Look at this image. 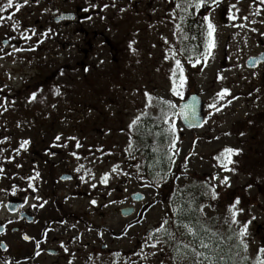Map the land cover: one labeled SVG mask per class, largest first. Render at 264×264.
<instances>
[{"label":"rangeland","instance_id":"obj_1","mask_svg":"<svg viewBox=\"0 0 264 264\" xmlns=\"http://www.w3.org/2000/svg\"><path fill=\"white\" fill-rule=\"evenodd\" d=\"M3 2L5 3L6 0H0V4ZM65 2L40 0L38 5L30 3L16 12L13 19H18L21 27H34L37 33L51 28L55 34L40 44L34 52H18L0 59V88L7 85L0 95H7L10 100H15V106L0 115V131H2L0 137H10V141L4 144L7 150L3 156L11 154V149L16 148L22 139L31 141L27 151L22 150L10 163L5 160L3 162L4 173L8 177L0 179V189L6 190L0 191V222L12 216L5 208L6 203L12 199L7 194L11 190L10 187L20 184L21 181L22 185H25L27 180L22 177L34 174L32 167L36 165L34 153L37 149L31 144L38 142L36 138L38 133H47L48 127L51 143L57 134H62L61 142L66 137L75 136L82 144L81 150H72L78 152L81 160L77 161L70 156L71 151L64 152L62 154L64 166L61 168L66 167L73 173L78 163H84L99 178L113 164L120 163L125 170L134 173L135 170L128 167L129 161L124 152L129 138L127 125L143 109L146 91L154 96L171 99L177 107L178 103L191 93L199 94L205 100L207 122L202 129L187 131L178 116L174 118L180 148L173 169L177 175L180 173L184 157L194 152L188 160L187 179L183 176L178 182L169 179L161 188L154 189L141 187L142 182L138 181L135 175L130 180L121 176L115 182L116 191L111 198L122 200L123 203L104 208L89 205L91 198L97 199L98 204L107 203L101 186H98L100 189L98 192L80 182L81 186L71 182L62 184L59 177L66 171L56 168L55 179L50 182L34 180L40 200L34 199L35 192L25 191L23 198H26L27 207L39 215L42 221H47L51 216H59L62 219V216L66 215L68 218L66 223L73 225L75 219H81L82 223L86 224L84 236L87 242L94 244L99 241V244H106L112 250V253L107 255L101 252V246L98 245V253L95 257V262L98 263L92 264H125V259L128 257L137 260V264H144L143 261L132 256V253L139 251L141 238L146 231L158 226L161 217L167 211V197L174 189L175 183L180 186L199 183L218 172L219 169L214 167L216 161L213 157L225 146H231L242 150L239 156L233 157L238 161L237 174L227 173L231 176V188L217 189L221 194L219 200L213 202L216 204V212L207 208L205 211L209 216L219 214L222 217L233 197L239 196L240 206L245 208L239 219L243 221L248 218L249 208L256 216L262 206L261 200L264 201V67L256 71L257 74L254 76L253 72L247 69L245 62L247 57L258 54L264 49V36L260 35L264 33V24L260 23L264 20V6L261 7L259 16L250 15L255 11V7L251 6L252 0H238V2L222 0L219 7L212 6L211 18L217 28L214 59H210L206 67L202 65L192 67L184 57H180L185 74L188 76V84L183 97H175L170 92L169 80L173 61H165L163 57L169 45L181 47V42L173 35L176 29L171 15L175 3L180 0H114L115 8H97L89 12L83 11L87 7L88 0ZM93 2L102 5L111 4L113 0H93ZM70 4L76 9H81L80 14L85 18L83 22L72 25L56 24L52 17L55 16L54 11L65 9ZM232 4L239 9L238 12L232 10V14L237 17L235 20L229 19L228 16V8ZM121 8L125 11H119ZM12 11L8 9L2 15L7 16ZM208 14V10L202 8L188 19V22H192L194 17L195 20H202V17ZM87 16H91L92 19H86ZM102 16L104 19H101ZM244 16H249V20L255 19L257 22L251 24L240 19ZM187 23L183 25L185 30ZM242 23L247 24V27L233 26ZM253 27L258 31L252 32L250 29ZM80 30L103 34L98 44L99 48L95 53H91L88 59L84 52L78 50L86 48ZM6 34L14 35L7 23L0 26V47L4 52H10L11 48L3 46L2 43L6 39ZM164 37L167 38L169 45L164 43L162 39ZM35 39L36 37H33V41ZM133 40L136 41L133 45L137 50L135 54L128 48L129 42ZM12 42L17 47H28V44L19 39ZM183 44L190 47V40L184 41ZM85 67L88 68L87 72L84 71ZM61 70L63 75H60ZM218 75L225 79L218 80ZM56 86H60L62 95L53 94L52 90ZM222 87L230 88L231 94L239 99L234 100L232 105L221 113L209 115L212 110L209 109L208 104L214 93ZM38 89L43 91L38 92L37 101L28 103L27 96ZM256 89H259V92H256ZM257 96H259L258 100ZM155 111L152 110L153 114ZM18 122L20 127H17ZM38 125H47V127ZM226 132L230 135H224ZM193 141L196 142L194 147ZM68 144L73 147L74 142L68 141ZM101 147L104 153L112 154L101 155L96 151ZM60 149L62 151V147ZM85 157L87 159H84ZM144 158L142 153L140 159ZM93 160L95 162L90 163ZM16 163H20L21 167H15ZM248 184H252V187L247 188ZM125 187L128 189L127 192L123 191ZM137 191L146 196L144 202H131L130 196ZM51 192L56 196L50 197ZM54 199L59 202L55 203ZM44 201L47 203L43 207H32L33 204L39 205ZM150 204L153 206L149 207ZM126 206L137 208L134 217L124 219L120 216V209ZM137 220L141 222L137 223ZM255 221H252L251 226H255ZM129 223L134 227L127 229V235H124ZM89 227L92 231L87 230ZM252 229L250 233L255 238V243L251 245L250 250L255 256L259 241L252 234ZM98 232H103L102 238L97 234ZM2 240L9 249L6 252L0 249V257L13 258L15 261L10 264L38 263L23 260L34 252L32 245H27L24 239L6 235L0 237V242ZM116 252H120L121 255L114 256ZM161 259H163L162 255L152 258L148 264H159ZM48 261L44 260L39 264H48ZM0 264H2L1 259Z\"/></svg>","mask_w":264,"mask_h":264},{"label":"snow or ice","instance_id":"obj_2","mask_svg":"<svg viewBox=\"0 0 264 264\" xmlns=\"http://www.w3.org/2000/svg\"><path fill=\"white\" fill-rule=\"evenodd\" d=\"M238 2V0H237ZM30 3L39 4L40 0H6L5 3L0 4V26H4L7 23L9 29L14 33L12 36H7L3 40V45L11 48L10 52H4L3 48L0 47V59L3 56H11L18 52H34L36 48L42 44L46 39H49L51 35H54L51 28H48L40 33L34 27L24 26L21 27V23L18 19H13L16 12L24 6ZM222 0H180L175 3V7L172 10V19L176 31L173 35L181 42V47L176 48L175 45H169L166 37L162 38L166 45L169 47L165 51L163 59L165 61H173L170 69L169 80H170V92L172 96L183 97L185 88L188 84V76L185 74L184 64L180 57H184L185 61L192 67L196 65L207 66L210 59H214L213 50L217 47L215 33L217 31L216 25L211 18L212 6L219 7ZM255 7V11L251 12V16H259L261 14V7L264 6V0H252V5ZM109 7L115 8L116 4L113 0L111 4L104 3L99 4L88 0L87 7L83 9L84 12L101 8L107 9ZM208 10V15L202 17L203 24L200 26V34L203 37V49L200 46L191 48L188 45L183 44L184 41L189 39H196V37H189L184 24L188 22V19L192 18L199 12L200 9ZM8 9L13 11L7 16L2 15ZM236 8L235 4H232L228 8L229 19L235 20L236 16L232 14V10ZM178 10V11H177ZM48 11V9H44ZM119 11H125L124 8ZM86 19L91 20V16H87ZM101 19H104L102 16ZM243 21H248L251 24L256 23L255 19L249 20V16H244ZM179 22H176V21ZM193 23H196L193 20ZM260 23L264 24V20ZM234 27H247V24L233 25ZM252 32H257L258 29L251 28ZM264 36V33H260ZM33 37H36L33 41ZM22 40L28 47H17L15 44H11L12 40ZM31 42V43H29ZM136 43L135 40L129 42L128 48L135 54L136 49L133 45ZM102 63V61H101ZM255 66V64H253ZM237 67H240L237 65ZM202 70V69H201ZM87 72L88 68H84ZM63 70L60 71V75H63ZM254 76L257 74L252 73ZM9 74V79H11ZM218 80H223L225 77L218 75ZM0 88V93H3L4 88ZM42 89L30 92L26 100L28 103L36 102L38 99V92H42ZM54 95H62L60 86H56L53 90ZM259 92V89H256ZM252 95V93H249ZM145 103L143 109L138 112L128 123V144L124 149L126 153V159L129 161L128 167L134 169L135 172L125 170L121 167L120 163L113 164L108 171L103 172L99 178H97L95 172L91 168L85 166L84 163H78L76 168L73 169L79 174L78 180L81 184H87L89 189L97 190L101 186L104 192V196L107 199V203L98 204V200L91 198L89 205L94 207L107 208L110 205L123 203L122 200L112 199L113 192L116 191L115 182L119 180L121 176L131 179L133 175L138 181H141V187L159 189L165 185L169 179L173 182H178L183 176L187 179L188 160L194 155V152L188 153L181 164V170L179 175L173 171L176 158L179 156L180 148L178 147V129L175 123V117L181 116L185 120L195 118L197 116L195 100L193 97L192 104H185L179 112L176 111L177 105L171 99H165L164 97L154 96L149 92H144ZM239 97L231 94V89L228 87H222L219 91L215 92L211 98V102L208 104L209 109L213 113H221L224 109L232 105L234 100ZM259 99V96L256 97ZM41 102H43L41 100ZM15 106V100H10L7 95H0V115L7 112L10 107ZM55 107V105H52ZM155 109V114L152 110ZM20 123H17V127H20ZM224 135H230L226 132ZM243 135V133H240ZM151 139V145L147 144V139ZM219 139V137H216ZM10 141V137L4 136L0 138V144H6ZM62 141V134H57L54 137L53 144L50 147H68V141H73V147L79 149L82 147L80 140L75 136L66 137ZM31 141L29 139H22L18 142L16 148L11 149V154L3 156V153L7 150L6 148L0 147V156L3 160L11 162L16 156H19L21 151H27ZM193 141V147L195 146ZM150 148L151 155L140 159L142 148ZM97 152L101 155L112 153H104L103 148H97ZM241 149L234 148L231 146H225L220 150L213 159L216 161L214 164L215 168L219 171L213 173L205 180L199 183L193 182L180 186L175 183L174 189L169 193L167 197V211L161 217L158 226L152 227L146 231L145 235L141 238L139 244V251H134L132 256L138 258L139 261H143L144 264H148V261L152 258H156L160 255L163 259L159 261V264H264V243L256 245L255 256L251 254V245L255 243V238L249 231V225L253 220L256 219L255 215L251 213V208L248 210V218L243 221L239 219L240 215L245 212V208L241 207V199L239 196L233 197L232 201L226 206L223 216L219 214L209 216L205 209H210L216 212V202L220 198V191L217 189L225 190L231 188V176L237 174L238 164L237 160H234V156H239ZM50 156H55L56 153L49 151L47 153ZM70 156L74 157L77 161L81 160L80 155L76 151H71ZM84 159H87L85 157ZM95 160L90 161L94 163ZM15 167L20 168L21 164L16 163ZM4 168L0 166V175H4ZM40 178L39 171L34 169V175L28 177H22L28 181L27 187L33 192L37 191L36 185L32 183L34 180ZM65 180L72 179L71 176L63 177ZM146 181V182H145ZM252 184H248L247 188H251ZM0 191H6L0 189ZM13 194L17 191V186L13 185L11 188ZM124 192L128 189L125 187ZM134 196L143 200L144 197L139 193H134ZM127 197H125L126 199ZM36 200H40L41 197L38 195L34 197ZM26 202V198H25ZM47 201L39 205L33 204L32 207H43ZM155 201L153 202V204ZM161 203H163L161 201ZM150 204L149 207L153 206ZM142 215V214H141ZM141 220H137L140 223ZM8 223H12L11 220ZM66 223V221H61ZM2 227V226H0ZM70 227L75 228L73 224ZM134 225L129 223L124 230V235H127V229L133 228ZM88 231H92L89 227ZM101 238L103 232L97 233ZM25 241L34 239L28 235H24ZM46 239V233H45ZM73 239H76L75 237ZM41 241H35V247L39 249ZM0 247L7 249V245H0ZM107 248V245H104ZM60 248L68 253L69 249L63 241L60 242ZM148 249V251H145ZM40 251L34 253L35 256H39ZM116 257L121 255L120 252L113 254ZM72 257H75V253H72ZM89 261H92V256H89ZM2 264H10V261L4 260ZM68 264H73L72 259H69ZM125 264H137V260L128 257L125 259Z\"/></svg>","mask_w":264,"mask_h":264},{"label":"flooded vegetation","instance_id":"obj_3","mask_svg":"<svg viewBox=\"0 0 264 264\" xmlns=\"http://www.w3.org/2000/svg\"><path fill=\"white\" fill-rule=\"evenodd\" d=\"M62 1H66V0H62ZM70 2V1H68ZM65 2V3H68ZM64 4V3H63ZM66 12H75V14H78V19H76L75 21H71V20H66V22H62V25H72V23H76V22H83V20L85 19L81 13V9L79 8H74L73 5H69L68 7H65V9H56L54 11V15H56V17L59 16V14L62 13H66ZM52 17L54 18V16L52 15ZM82 32V37H83V41L84 44L86 46V48L82 49H78L81 53L84 52V54H86L87 59L89 57H91L90 55H92L91 53H95V51L99 48L100 44V39L101 36H103L102 33H91L88 30H80ZM11 44H15L12 41H10ZM264 52V49H262L258 54H253L251 56H259L261 53ZM250 57V56H249ZM264 67V62L261 63L257 68L255 69H248L251 70L252 72H256L258 70H261V68ZM39 135L36 137L38 142H35L32 144L33 148H36V153H34L35 155V161H36V165H34L32 167L33 169V173H34V169L36 171H39L40 173V180L42 181V179L51 181L53 179H55V172H56V168H59L61 171H66L63 172L60 177L63 174H70L72 175V179L68 180L67 182L64 183H74L75 185H80L79 180H78V173H76L75 171L72 173L69 171L68 168H61L62 166H64V159H63V155L64 152H69L71 151L72 146L70 144H68L67 148H63L62 147V151L57 147H50L53 142L51 143V139L49 137H45L42 136L41 137V132L38 133ZM74 148V147H73ZM49 151L55 152L56 155L55 156H50L47 153ZM57 166V167H56ZM34 175V174H33ZM0 177H8L7 174L0 176ZM59 177V178H60ZM36 180V181H40V180ZM7 194H9V197H11L12 199H16L19 200L21 197L23 198L24 192L21 189V186L17 185V191L15 194L12 193V191H8ZM35 196L37 194H39V192H35L34 193ZM54 195L56 196L54 193L52 194V192L50 193V197ZM53 196V197H54ZM53 199V198H52ZM55 203H58L59 201L57 199H54ZM262 204V206H260ZM261 204L259 205L261 208L259 209V212H257L256 214V221H255V226H251V224L249 225V231H251L252 229V234H254L256 236V239L259 241L260 243H264V201L261 200ZM23 211L27 212V216H25V214H23ZM22 213V215H21ZM28 217H32V221L30 222ZM63 218L61 219V217L59 216H51L47 221H42V218L39 217V215H37L34 211H32V209L28 208L27 206H25V209H20V212L11 216V218H8L6 220H4L3 222H1V226L3 225L4 228L3 229V233L0 235V237H4L6 235L8 236H15V237H20V239L23 240V236L24 235H28L29 237H32L34 239L25 241L27 243V245H32V248L34 250L33 254H31V256L26 257L25 261L27 262H32V261H36L38 262L37 264H39L42 261H48V264H68L69 259H72L73 264H92V263H98L95 262V257L97 256L96 254L98 253V245L101 246V252L102 253H106L107 255H109V253H112V250L109 249L108 247L105 248L104 245H102L101 243H88L85 235V228H86V224L82 223L81 219H75L76 222V227L72 228L70 227L72 224H67V223H61V221H67V216L63 215ZM11 220L12 223H8V221ZM260 221V222H258ZM251 227V228H250ZM45 233H46V239H45ZM76 239H73V238ZM39 240L41 241L40 243V247L39 249H37L35 247V241ZM3 241V240H2ZM1 241V242H2ZM63 241L64 244L68 247L69 252L65 253L61 248H60V242ZM0 242V243H1ZM36 251H40L41 254L39 256H35L34 253ZM72 253H75V257H72ZM94 253V254H93ZM92 256V261H89V256ZM0 259L2 260V262L6 259L8 261H10V263H12V261H15L13 258H5L4 256L0 257ZM20 261H18L19 263Z\"/></svg>","mask_w":264,"mask_h":264},{"label":"water","instance_id":"obj_4","mask_svg":"<svg viewBox=\"0 0 264 264\" xmlns=\"http://www.w3.org/2000/svg\"><path fill=\"white\" fill-rule=\"evenodd\" d=\"M76 15L74 14H61V17L58 18L56 21L60 22L63 20H75ZM261 62H264V53L260 56V57H251L247 60V68H257L259 66V64ZM253 64H255V66H253ZM193 97L196 98L195 100V107H196V112H197V116L195 118H190L188 120H185L183 117L179 116L182 125L187 129V130H192V129H201L205 123H206V118H205V103H203V99L202 97H200L197 94H191L189 96H187L184 100H182L179 103L178 106V112L180 111V109L185 105V104H192L193 103ZM65 176H69V175H65ZM63 176V177H65ZM62 180H65L63 179ZM138 193V192H137ZM140 195H142L144 197L143 200H145V195H143L142 193H139ZM132 200L134 202H142L143 200L137 198L136 196L132 195ZM24 204L22 203H15V202H10L8 204V209L11 211V213L17 212L19 210L20 207H22ZM136 212V209L133 207L130 208H125L123 210H121V215L124 218H129L131 216L134 215V213ZM29 221H32V218H29ZM2 232V229L0 228V233ZM4 245V244H3ZM3 248V247H2ZM3 250H5V248H3Z\"/></svg>","mask_w":264,"mask_h":264},{"label":"trees","instance_id":"obj_5","mask_svg":"<svg viewBox=\"0 0 264 264\" xmlns=\"http://www.w3.org/2000/svg\"><path fill=\"white\" fill-rule=\"evenodd\" d=\"M194 18H196V17H194ZM194 18H193V20H195ZM195 21H196V23H193V21L187 23V29H186L188 31L187 34L189 35V37H196V39H189L190 40V44L189 45H190L191 48H196L197 46H200V48L203 49V41H202L203 37L200 34V31H201V27L200 26L203 23H202V20H198L197 19ZM38 126L39 127H43V126L47 127V125H43V126L38 125ZM1 130H3V129L1 128ZM49 131H50V129L48 127V132L44 133L45 137H51V133ZM1 132L2 131H0V135H2ZM151 143H152V140L150 138L147 139V144L151 145ZM0 147L5 148V145L4 144H0ZM141 152L143 153V156L146 158V157L150 156L151 150H150V148L146 147V148H142ZM3 162H4L3 158L0 157V166H3L5 168Z\"/></svg>","mask_w":264,"mask_h":264}]
</instances>
